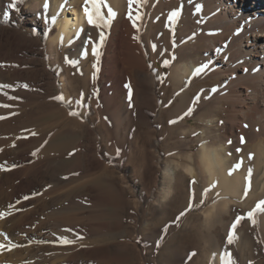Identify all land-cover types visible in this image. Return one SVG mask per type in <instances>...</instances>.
<instances>
[{"label": "rangeland", "instance_id": "rangeland-1", "mask_svg": "<svg viewBox=\"0 0 264 264\" xmlns=\"http://www.w3.org/2000/svg\"><path fill=\"white\" fill-rule=\"evenodd\" d=\"M11 3L0 0V85H9L0 87V105H8L0 107V166L8 169L0 170V245L17 247L0 248V264H264V211L255 212V223L247 217L264 201L244 195L251 177L243 194L230 198L206 182L198 163L191 165L195 175L184 171L187 156L197 159L203 143L225 134L229 120L218 79L207 71L169 83L180 49L196 42L178 41L182 23L174 24L167 66L145 46L149 85L132 88L123 101L127 112L111 114L109 101L98 97L101 123L85 92L67 109L75 123L56 135L43 130L49 118L34 123L24 113L53 103L59 76L69 70L73 77L74 64L59 42L48 68L46 54L38 51L46 50L43 33L23 26L22 10L51 22L48 6L23 0L13 10ZM83 106L88 122L80 118ZM211 112L217 117L207 124ZM83 122L97 134L90 136ZM66 140L72 143L60 156H44L47 145Z\"/></svg>", "mask_w": 264, "mask_h": 264}, {"label": "bare ground", "instance_id": "bare-ground-1", "mask_svg": "<svg viewBox=\"0 0 264 264\" xmlns=\"http://www.w3.org/2000/svg\"><path fill=\"white\" fill-rule=\"evenodd\" d=\"M45 2L40 0L38 6L45 9ZM106 2L115 17L108 27L100 28L87 23L82 0H47L48 14L52 20L46 23L40 22L37 17L29 18L31 11H21L24 28L44 35L46 50L38 51L46 54L48 68L55 60L59 42L65 47L64 53L75 62L73 77H68L69 70H65V76L53 74L60 78L58 96H63L64 101L55 99L53 103H41L40 107L37 106L39 109L29 108L24 113L26 120L40 123L49 118L43 130L55 129L58 135L75 123L74 116L67 109L71 110L76 99H80L85 92L90 94L88 103L97 111L101 123L102 116L99 107H96L98 97L109 101L107 111L111 114L127 112L123 101L133 92L132 88L149 85L144 66L145 46H148L153 58L169 60L174 47L173 27L176 21H180L183 26L178 41L191 38L196 42L180 49L178 60L171 69L169 83L175 86L187 77L194 78L198 70L201 74L207 71L211 78L218 79V87L222 88L223 93L221 100L227 103L225 111L229 120L225 134L222 137L215 135L211 145L203 143L197 159L192 155L187 156L184 171L190 176L195 175L191 165L198 163L204 171L201 175L206 182H215L221 194L230 198L243 194L246 176H249L251 186L247 189L248 200L264 198V0H195L203 5L199 14H194V4L189 0H138L132 5L130 0ZM177 9H182L181 15L170 22V13ZM102 11L107 18V9ZM198 20L200 23H197ZM102 30L107 35L97 58L91 49L97 45ZM31 45L28 48L32 50L34 42L31 41ZM135 71L139 72V78L135 77ZM48 74L46 78H50ZM157 74L155 78L152 77L155 86ZM26 85L28 88L32 86ZM214 112H211L207 124L217 117ZM87 114L88 110L83 106L80 118L85 122H88ZM84 124L90 136L97 134L92 124ZM202 135H206L205 130H202ZM227 140H230L232 155L225 145ZM70 142L58 141L47 145L43 154H62L69 148ZM239 148L242 151L240 155L236 153ZM224 205H230V201H225ZM211 211L213 209L208 212Z\"/></svg>", "mask_w": 264, "mask_h": 264}, {"label": "snow or ice", "instance_id": "snow-or-ice-1", "mask_svg": "<svg viewBox=\"0 0 264 264\" xmlns=\"http://www.w3.org/2000/svg\"><path fill=\"white\" fill-rule=\"evenodd\" d=\"M23 0H12V3L8 5V7H10L11 9L15 10L17 7V4L22 3ZM138 0H130V5L137 3ZM189 3H193L194 4V14H199L202 12L203 10V5L196 3L195 0H189ZM47 0L45 2V8H47ZM102 9H107V18L105 17V15L103 14ZM181 11L182 9H177V10H173L170 13L169 16V20L174 21L176 20L180 15H181ZM83 13L84 16L87 19V23L91 26L100 28V27H108L110 25L111 19L115 17V13L112 11V9L108 6L106 0H84V7H83ZM129 19H131V14H129ZM137 20L140 19L139 16L136 17ZM197 23H200V21L198 20ZM135 22L133 23V27H135ZM105 36L104 34L101 32L99 35V45H93L91 51L92 54L94 56H99V47H101L104 43L105 40ZM91 42V41H90ZM226 47V45H225ZM153 48L155 49V46H153ZM71 63H75V62H71ZM168 62L165 61V65L167 66ZM200 71V70H198ZM0 87H9V85H0ZM24 87H27V85H24ZM56 100L63 102L64 101V97L63 96H57L55 97ZM0 107H8V105H0ZM192 109L188 110L187 114H191ZM70 115H75V113H70ZM5 117H0V119H4ZM170 123H175V121H170ZM32 135H36L35 133H32ZM14 146V145H13ZM38 151V150H37ZM33 156H35L37 154L36 151L31 153ZM0 170H8V169H4L3 166H0ZM231 174V173H230ZM206 194V193H205ZM245 196H247V191H245L244 193ZM194 196V194H193ZM25 199H28L27 196H25ZM189 210H191V206H189ZM256 211H264V201L259 202L255 209L253 211H250L247 214V217L249 220H252L253 223H255L254 220V216H255V212ZM181 216L185 215L184 212H182L180 214ZM3 217V214L0 213V218ZM242 219V217H237L235 224L238 225L240 223V220ZM232 240L231 238H229V243H231ZM62 243L65 245H69L72 243V241L67 240V239H63ZM3 247H9L7 245H0V248ZM13 247H17V245H11L9 247V250H11V248ZM193 255H195L193 253Z\"/></svg>", "mask_w": 264, "mask_h": 264}]
</instances>
